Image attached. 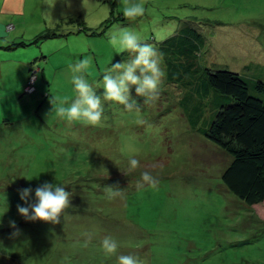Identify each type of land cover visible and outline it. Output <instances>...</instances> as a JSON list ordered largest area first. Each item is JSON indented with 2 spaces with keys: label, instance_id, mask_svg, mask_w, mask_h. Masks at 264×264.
Instances as JSON below:
<instances>
[{
  "label": "rangeland",
  "instance_id": "rangeland-1",
  "mask_svg": "<svg viewBox=\"0 0 264 264\" xmlns=\"http://www.w3.org/2000/svg\"><path fill=\"white\" fill-rule=\"evenodd\" d=\"M132 2L146 9L134 21L123 16V0H24V13L10 16L4 45L38 38L0 49V264H118L121 254L143 264H264V204L249 206L226 189L221 175L232 157L189 125L179 102L186 90L164 77L159 99L144 103L133 87L139 111L105 101L100 126L69 124L51 110V98L59 106L76 97L69 65L91 57L84 75L99 93L105 71L133 58L109 44L117 27L157 48L190 20L206 39L199 69L264 81V0ZM30 69L36 91L26 94ZM210 115L206 108L198 126ZM130 157L140 161L132 172ZM143 171L157 188H137ZM44 182L74 194L59 224L18 213L17 204L27 206L20 190L33 189L32 202ZM117 182L123 196L109 200L105 187ZM10 221L20 235L11 236ZM105 236L118 242L115 255L102 250Z\"/></svg>",
  "mask_w": 264,
  "mask_h": 264
},
{
  "label": "trees",
  "instance_id": "trees-1",
  "mask_svg": "<svg viewBox=\"0 0 264 264\" xmlns=\"http://www.w3.org/2000/svg\"><path fill=\"white\" fill-rule=\"evenodd\" d=\"M189 21H184L157 47L165 67V79L186 90V95L179 102L189 125L231 155L232 159L221 175L226 189L249 206L262 205L264 81L248 79L227 68L199 69L197 59L206 39L194 22ZM37 38L0 45V48L10 49L25 42L32 44ZM31 77H34L33 91L28 93L25 88ZM36 80L37 70L30 69L23 86L24 93L36 91ZM251 87L253 93L249 90ZM206 108L211 112L210 118L203 127H199L198 121Z\"/></svg>",
  "mask_w": 264,
  "mask_h": 264
},
{
  "label": "clouds",
  "instance_id": "clouds-1",
  "mask_svg": "<svg viewBox=\"0 0 264 264\" xmlns=\"http://www.w3.org/2000/svg\"><path fill=\"white\" fill-rule=\"evenodd\" d=\"M69 3V0H65ZM123 16L134 21L138 17L145 15L143 2H132V0H123ZM52 5L51 7H53ZM70 6V3H69ZM108 35L109 44L116 50L117 54L122 52L133 53V58L127 62L113 63L111 68L103 74L102 91L98 93L97 88L93 87L85 78L84 73L91 67V57H87L69 65L72 76L71 83L76 92L75 99L69 103L68 98L57 101L50 99L51 110H55L56 115L66 120L69 124L79 121L86 125L100 126L104 118L105 101L116 102L131 111L133 108L139 111L138 102L135 97H143L144 103L159 99L161 94V85L166 73L161 68V56L156 47L152 44L143 42L142 37L135 31L126 28H114ZM134 87L135 97L132 95ZM67 105V106H65ZM143 124L145 121L139 120ZM128 172L135 171L140 167V161L130 157L128 161ZM153 167H163V165H154ZM126 175V173H124ZM145 185L153 189L157 188L158 180L149 172L141 173V180L137 182V188H143ZM33 189L24 188L20 190L19 196L27 206L17 204V210L26 220L43 221L51 224H59L61 215L72 205L73 193L67 191L62 184H53L44 182L35 189V196L32 202L31 193ZM105 193L109 200L116 197H122L123 191L117 182L115 185H107ZM9 225L15 231L11 233L12 237L20 235L15 221H10ZM88 239L85 246L91 242V234L85 233ZM119 244L111 236H105L101 241V248L106 256L115 255ZM118 264H143V261L134 254L119 255Z\"/></svg>",
  "mask_w": 264,
  "mask_h": 264
},
{
  "label": "crops",
  "instance_id": "crops-1",
  "mask_svg": "<svg viewBox=\"0 0 264 264\" xmlns=\"http://www.w3.org/2000/svg\"><path fill=\"white\" fill-rule=\"evenodd\" d=\"M24 0H0V45H4V38L9 34L13 20L10 16L24 13ZM10 26V27H9ZM14 29V25H12ZM10 31V30H8ZM1 49V48H0Z\"/></svg>",
  "mask_w": 264,
  "mask_h": 264
},
{
  "label": "built area",
  "instance_id": "built-area-1",
  "mask_svg": "<svg viewBox=\"0 0 264 264\" xmlns=\"http://www.w3.org/2000/svg\"><path fill=\"white\" fill-rule=\"evenodd\" d=\"M9 27H10V26H9ZM33 80H34V77H31V79H30V81H29V85H27L26 88H25V91L28 92V93H30V92L33 91V86H31Z\"/></svg>",
  "mask_w": 264,
  "mask_h": 264
}]
</instances>
